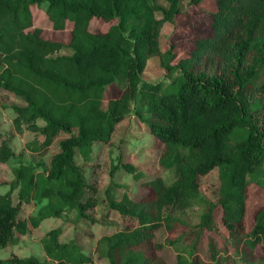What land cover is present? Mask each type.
<instances>
[{
  "label": "trees",
  "instance_id": "16d2710c",
  "mask_svg": "<svg viewBox=\"0 0 264 264\" xmlns=\"http://www.w3.org/2000/svg\"><path fill=\"white\" fill-rule=\"evenodd\" d=\"M164 1L0 0V94L20 101L13 104V128L21 133L23 123L41 136L26 143L39 155L65 134L44 169L20 162L10 180L0 181L7 186L0 192V248L25 233L28 222L35 226L71 210L77 219L94 221L96 189L75 153L86 160L93 142H107L138 98L149 114L145 130L160 145L154 146L157 163L171 178L166 182L156 175L143 181L146 190L136 197L124 191L108 199L120 226L96 240L97 255L109 264H168L159 250L169 247L173 264H223L211 239L201 243L202 233L214 228L218 206L229 238L243 249L259 246L264 264V201L253 211L250 227L245 222L248 179L264 189V81L251 83L264 63V0H214L208 32L193 38L187 55L175 61L173 44L161 48L158 36L164 23H174L183 0ZM42 3L51 28L70 24L67 41L44 37L41 27L33 26L32 7ZM93 18L106 29L91 30ZM150 56H157L165 82L141 77ZM117 76L124 84L103 106V88ZM9 139L0 133V164L15 156ZM122 167L141 174L130 163ZM213 168L215 201H205L198 221L188 225L174 212L199 196L200 179ZM30 200L45 202L27 219L18 218L19 207ZM160 227L166 233L162 242L155 240ZM61 231L57 225L39 238L47 260L10 255L0 257V264L91 262L73 239H59Z\"/></svg>",
  "mask_w": 264,
  "mask_h": 264
},
{
  "label": "rangeland",
  "instance_id": "374dc122",
  "mask_svg": "<svg viewBox=\"0 0 264 264\" xmlns=\"http://www.w3.org/2000/svg\"><path fill=\"white\" fill-rule=\"evenodd\" d=\"M187 1L183 0L181 2V11L175 15L174 23L166 22L159 30L160 47L167 48L169 44L174 46L173 50L176 56L173 61L180 56L187 55L193 38L208 32L210 12L215 9L214 0H199L194 3ZM156 3L166 5L164 0H156ZM44 5L42 3L38 7H32L33 26H40L41 34L44 37L67 41L70 36V24L68 22L65 23L63 29L51 28L43 12ZM156 15L158 16L159 12H156ZM106 27V23H100L95 18L89 22L91 30L97 28L106 29ZM141 77L150 81L163 80L165 82L167 80L164 69L158 64L157 56L147 58ZM262 81H264V63L260 66L256 77L251 80V83L259 84ZM123 84L124 81L117 76L115 81L104 86L102 91L103 106H105L106 99L116 94ZM19 102L13 96L0 94V133L10 138L9 144L15 153V156L9 158L6 163L0 164V181L10 180L12 168L20 162L31 163L38 170L44 169L48 165L50 154L57 149L58 141L65 135L64 133H59L55 136L43 154L39 155L36 151H31L26 143L30 142L32 138H36L37 141H41L42 138L40 135L35 136L34 132L29 130L26 124H21V133H18L13 128L11 122V118L14 115L13 104ZM145 108L146 105L138 98H135L130 102L124 118L115 125L107 142H93L90 146L89 157L86 160L81 158L79 153H75V162L82 168L87 182L96 189L97 202L91 209L94 221L90 223L77 219L75 218V210H71L61 213L56 218H45L35 226L28 222V228L25 233L19 234L14 242L0 248V257H8L10 255L27 257L32 255L39 260H47L39 238L49 228L59 225L62 227L59 235L61 241L73 239L81 252L90 255L91 262L79 264H109L106 257L98 256L94 251L96 240L105 231L120 226L118 217L108 207V199L115 196L119 197L124 191L128 192L131 197H136L146 190L143 181L147 178L158 175L166 182L170 181L171 178V171L160 167L157 163L158 149L154 148L157 143L154 141L153 135L145 130L146 122L149 120V114ZM136 110L142 118L136 116ZM36 122L37 124H42L41 120ZM157 147H160V145L157 144ZM124 163L132 164L136 170L141 171V174L135 176L133 173L126 171L122 167ZM261 167H264V161ZM200 180L199 196L188 207L174 212L177 218L188 225L198 221L205 201H215L218 185L216 168L210 170ZM250 180L248 179L245 211L247 228L252 224L253 211L264 201V189ZM6 189V185L0 186V192ZM12 202H16V189L12 191ZM44 202L45 200L40 202L30 200L21 204L17 214L18 218L27 219ZM213 223L214 228L211 231L202 233L203 239L201 243L205 244L206 241L211 239L214 246L219 248L221 255L225 258L223 264H262L258 258L261 253L259 246L254 247L253 250L243 249L240 244L236 246L229 238L226 229L221 223L218 206L213 210ZM165 234L163 227L158 228L155 231V240L162 242ZM159 252L166 263L173 264L174 251L171 248L163 247ZM201 255L206 258L203 253Z\"/></svg>",
  "mask_w": 264,
  "mask_h": 264
}]
</instances>
